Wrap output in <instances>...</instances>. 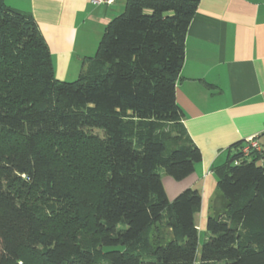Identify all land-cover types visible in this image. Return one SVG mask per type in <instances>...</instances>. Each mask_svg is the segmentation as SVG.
Segmentation results:
<instances>
[{
    "label": "trees",
    "instance_id": "16d2710c",
    "mask_svg": "<svg viewBox=\"0 0 264 264\" xmlns=\"http://www.w3.org/2000/svg\"><path fill=\"white\" fill-rule=\"evenodd\" d=\"M198 4L127 0L59 80L34 17L0 0V264H264V163L243 143L215 168L227 205L199 258L200 191L170 201L162 180L202 160L176 99Z\"/></svg>",
    "mask_w": 264,
    "mask_h": 264
},
{
    "label": "crops",
    "instance_id": "0c3cea01",
    "mask_svg": "<svg viewBox=\"0 0 264 264\" xmlns=\"http://www.w3.org/2000/svg\"><path fill=\"white\" fill-rule=\"evenodd\" d=\"M5 2L34 17L52 54L57 79L73 80L84 59L96 53L106 26L124 10L127 0L112 5L92 0ZM198 2L187 30L176 99L202 160L184 181L164 173L162 180L168 198L189 187L200 191L196 222L202 232L209 216H220L226 209L215 168L237 152L234 146L256 137L261 152L247 159L256 156L264 163V0Z\"/></svg>",
    "mask_w": 264,
    "mask_h": 264
},
{
    "label": "built area",
    "instance_id": "2783aa9c",
    "mask_svg": "<svg viewBox=\"0 0 264 264\" xmlns=\"http://www.w3.org/2000/svg\"><path fill=\"white\" fill-rule=\"evenodd\" d=\"M116 1L117 0H92V2L95 4H105V5H112ZM260 149L261 148L257 138L253 137L246 140L245 145H243V147L241 148V153L243 157H249L253 152H261Z\"/></svg>",
    "mask_w": 264,
    "mask_h": 264
},
{
    "label": "rangeland",
    "instance_id": "374dc122",
    "mask_svg": "<svg viewBox=\"0 0 264 264\" xmlns=\"http://www.w3.org/2000/svg\"><path fill=\"white\" fill-rule=\"evenodd\" d=\"M254 153V152H253ZM263 162H262V160H259V161H257V164H262ZM161 171H163V170H161ZM167 175V174H166ZM169 176V175H168ZM169 177H171V176H169ZM174 179V178H173ZM174 181H180V182H182V181H184V179L183 180H176V179H174ZM168 186V185H167ZM182 192V191H181ZM180 192V193H181ZM167 195H168V193H167ZM177 195V194H176ZM175 195V196H176ZM174 196V197H175ZM174 197L173 198H169V200L171 201V200H173L174 199ZM200 235H199V247H198V258H199V255H200V251H201V247H202V244L207 240V231L204 229V231H202V232H200L199 233Z\"/></svg>",
    "mask_w": 264,
    "mask_h": 264
}]
</instances>
